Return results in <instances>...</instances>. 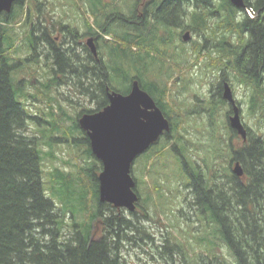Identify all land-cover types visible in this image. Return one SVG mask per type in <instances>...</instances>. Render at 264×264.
I'll return each instance as SVG.
<instances>
[{"label": "trees", "instance_id": "1", "mask_svg": "<svg viewBox=\"0 0 264 264\" xmlns=\"http://www.w3.org/2000/svg\"><path fill=\"white\" fill-rule=\"evenodd\" d=\"M38 1L40 0L36 2L17 0L10 12H3L0 15V264H125L120 252L123 249L122 242L133 238L129 236L130 232H145L138 221L150 217L145 209L144 212L142 211V217L139 216L138 209L143 199L140 191H138L140 200L137 208L135 211H130L131 216L134 217H128L121 212L124 211L123 208L100 200V170L95 176L98 187L91 189L86 179L87 173L77 161L72 163L63 159V163L67 165L74 164L76 171H66L56 165L51 170L46 169L44 151L39 146L40 139L24 132L28 113L21 104L24 98L29 96L37 98L42 95L50 105L52 92L56 90L60 81L58 74H54L57 70L65 74L64 70L71 69V73L79 70L81 93L89 97L96 96L98 105H104L107 102L104 81L110 76L108 68L121 71L123 67L116 60L112 64L110 62V67L108 63L105 67L101 62L95 71L89 68L88 60H82L80 64L74 65L69 60L70 55L47 36L46 40L57 55L56 69L49 68L54 69L55 72L50 70L46 72L48 74L43 75L44 78L40 81L42 86L40 93L32 94L25 91V79L21 80L14 75L18 66L14 67V65L19 64V61L13 58L11 52L18 51L14 48L15 39L22 35V43L25 42L35 51L34 55L37 54L43 38L42 24L46 22L45 16H47L41 8L43 3ZM246 2L260 12L248 13L245 10L239 18L237 14L239 8L230 0H224L225 17L221 25L225 28V54L229 57H224L222 66L224 73L227 69H235L242 80L253 87L251 110L256 112L259 108L264 111V0H246ZM25 4L27 7L24 11ZM137 5L136 0L134 7L136 8ZM173 6L169 1L163 4L162 8L166 9L165 15L174 10ZM130 13L132 14L133 10ZM20 14H25V17L20 18ZM207 16L208 13L204 9H195L193 25L206 28L210 24ZM48 20L54 22L53 15L49 16ZM33 21L35 25H32V29L29 28L25 33L20 30L27 24L31 26ZM18 24L23 26L19 27ZM145 25L135 28H139V33L143 34L148 24ZM12 31H16L15 36L11 34ZM227 32L236 33L242 45L235 47L232 44L231 48L227 47L230 40ZM247 32L250 36L246 34ZM145 41L155 44L152 35L149 41ZM4 43L6 47L3 46ZM201 48L202 46H194L195 52L198 53ZM82 51L86 54L89 49L83 45ZM9 54L12 56L10 57ZM108 57L112 56L108 55ZM212 62H210L213 64L211 66L218 64L217 61L212 60ZM92 72L103 79L94 90ZM224 73L223 77H225ZM140 78L142 87L153 96L157 105L170 119L171 130L164 135L167 144L170 141L166 137L170 136L173 141L176 139L187 143L189 153H192L189 155L191 159H187L185 164L187 168L189 165L188 185L194 188L195 193L191 204L198 205V212L202 214L200 220L205 231L199 236L197 244L204 249V252L192 251L190 246L187 247L181 240H178L171 249L189 253V258L187 255L189 264H264V138L261 135H252L247 127L248 137L245 141L230 124L228 128L231 134L228 137L219 133L217 136L212 123L218 106L212 99L208 100L209 106L206 107L208 124H210L207 141L203 145L204 152L201 150L199 153L195 147L197 141L189 138V126L181 125L182 119L178 116L171 119L175 100L172 103L169 101L171 89L169 80L166 81L165 86H161L157 82L145 81L142 76ZM111 90L120 91L113 86ZM83 112H94V110L85 109ZM229 113L230 111L227 115ZM50 118L52 119L53 116L50 115ZM75 122L80 127L78 119ZM180 126L182 129L179 130ZM59 128H64L59 122L52 125V134ZM73 128L66 127V130L72 131ZM235 135L241 137L239 139L243 141L239 146L235 144ZM81 141L87 143L90 139L87 136L81 138ZM223 143L224 147H222ZM86 151L87 154L93 155L89 143ZM176 152L182 157L180 151ZM49 155L53 159L58 158L53 152ZM223 155L226 156V166H220L217 161ZM236 161L243 165L245 173L242 177L233 172ZM98 163L100 167V162ZM45 173L48 185L53 184L61 192L60 205L64 207L59 208L55 199L48 196ZM75 173H80L77 178L74 177ZM212 224H215L213 228L210 227ZM217 236L223 240L227 253L222 252L220 242L216 241ZM191 252L194 253L190 255ZM227 254L232 259H228Z\"/></svg>", "mask_w": 264, "mask_h": 264}, {"label": "rangeland", "instance_id": "2", "mask_svg": "<svg viewBox=\"0 0 264 264\" xmlns=\"http://www.w3.org/2000/svg\"><path fill=\"white\" fill-rule=\"evenodd\" d=\"M34 1L36 2V0ZM196 1L194 0L195 4ZM38 2L43 3L41 8L48 17L53 15L54 21L61 20L67 26L69 25L66 31L71 38H73L75 27L84 33L85 24L89 23L94 27L100 26V17L112 11L131 14L130 12L134 11L133 8L136 4V0H40ZM26 7L25 4L24 11ZM237 14L241 18L242 14L239 12ZM24 17L25 14H20V18L23 19ZM16 18L19 21V18ZM23 24L18 25L22 27ZM29 28L30 26L27 24L20 30L25 33ZM146 29H150V27L148 26ZM15 33L16 31H12L11 34L15 36ZM105 33L107 39L104 41V46L107 48L108 55L112 56H107L108 67H110V62L112 64L114 60L119 62V65L122 64L123 67L121 71L108 68L113 87L122 92L128 91L130 88L129 79L133 74L142 76L145 81L157 82L161 86H165L166 81L169 80L168 83L171 87L169 101L172 103L175 100L171 112L175 115L174 118L178 116L182 119L181 125L189 126L190 139L197 141L198 144L203 142L202 145L197 144L195 146L199 153L205 145L204 142L207 141L209 132L210 124H208L209 118L206 113V107L209 106L208 100L213 99L218 106V111L213 117L214 123H212L216 129V135L218 136L219 133L221 136L228 137L231 134L230 128H228L229 114L227 115L230 106L224 99L222 90H219L224 76V67L222 66L224 57H198V54L192 51L193 46L180 41V38L178 41L183 45L175 42L168 44L157 42L156 45H153L145 41L150 40L151 33L145 30L143 34H140L139 28L137 29L131 24H122L121 21H113ZM226 34L235 44V47L242 45L236 33L227 32ZM21 36L15 39L14 48L18 51L11 52L13 58L19 61L22 57H37L29 45L25 42L22 43ZM3 46L6 47L5 43ZM230 46L232 44H227V47L231 48ZM182 47L185 48V53L189 54V57H183ZM72 48L71 52H73ZM38 49L43 51L42 43ZM79 49L82 54V47L80 46ZM12 55L9 54L10 57ZM212 60L217 61L218 64L211 66L213 65L210 63ZM31 65L33 70L30 69ZM14 73L21 80L25 79V91L33 94L42 88L40 81L41 78H44L43 69L42 72L38 73L35 61L24 66L18 65ZM224 74L225 82H229L241 107V116L245 125L252 135H261L264 138V111L259 110V108L256 112L251 110L253 87L247 85L235 69H227ZM52 93L50 105L42 95L37 98L29 96L23 99L30 110V117L24 132L31 137L40 139L38 141L39 146L44 151L46 169L51 170L56 165L66 171H76L77 168L74 164L67 165L63 163V159L70 160L72 163L77 161L85 169L86 179L91 185V189H96L98 182L95 176L102 167H99L95 156L87 154L88 143L81 141L83 132L75 121L83 110L96 109L97 103L80 91H73V88L67 84L62 85L60 83ZM33 114L35 116H32ZM50 115L53 116L52 119ZM171 119L173 120L172 116ZM58 122L64 128H59L52 134V125ZM66 127L74 128L72 131H68ZM180 129L182 126L179 127ZM164 137L162 135L158 142L138 155L132 165V173L137 181L136 188L143 198L138 209L139 216L142 217V211L144 212L145 209L150 217L138 221L143 226L142 229L147 232L135 231L133 232L135 234L130 232L128 234L133 238L122 242L123 249L120 252L125 264H189V253L185 254L181 250L171 249V247H175L178 240H181L187 247L190 246L192 251L204 252V249L198 247L197 244L199 236L205 231L200 220L202 214L198 212V205L192 206L194 204H191L195 193L194 188L188 185L190 183L187 174L189 165L187 168L185 164L187 159H191L189 155L192 153H189L187 143H182L176 139L173 141L168 136L166 138L170 143L167 144L168 141ZM239 138L241 137L236 135L234 137L237 146L243 143L242 139ZM224 145L223 143L222 147ZM176 151H180L183 161ZM202 151L204 152V150ZM50 152H53L58 158L53 159L49 155ZM225 160V155L217 159L220 166L227 165ZM100 166L102 165L100 164ZM79 174L75 173L74 177L77 178ZM44 180L48 196L55 199L59 208L64 207V205H60L59 194L61 192L53 184L48 185L46 173ZM123 210L121 212H124L126 216L134 217L126 208ZM214 226L215 224H212L210 227L213 228ZM216 241L220 242L222 252L227 253L220 236H217ZM193 253L191 252L190 255ZM227 258L232 259L228 254Z\"/></svg>", "mask_w": 264, "mask_h": 264}, {"label": "flooded vegetation", "instance_id": "3", "mask_svg": "<svg viewBox=\"0 0 264 264\" xmlns=\"http://www.w3.org/2000/svg\"><path fill=\"white\" fill-rule=\"evenodd\" d=\"M168 1L169 3H171V5H174L172 7V9L174 8V10L170 12V14L165 15L166 9L162 8V6L165 2H168ZM245 3H246V6L244 7L236 6L237 8H239V13H242L245 10L248 13L255 12L257 14L258 12H260L259 9H256V7H254L253 5L251 6L250 4H248L246 0H245ZM195 9H199V10L204 9L208 13L207 17H208V21H210L209 26L207 25L206 28L202 29V28H199L193 25V13ZM224 15H225L224 0H197L196 4L194 0H138V5L134 9L132 14H127L124 12H114V11H112L111 13H105L103 14V17H100V26L94 27L92 24H89V23L85 24L84 27L86 28V30L84 31V33H81L80 29L78 27H75L73 38L68 36V33L66 31L69 25L67 26L61 20L51 22L48 20L49 17L45 16L46 22L42 24L43 38H42L41 43L43 45V51L39 49L37 50L38 57L32 58V56H30V57L20 58L19 64H15L14 67H16L17 65H21V64L22 66H24L28 64L29 62L35 61L36 71H38V73L42 72V69H43L44 76L48 74L46 72L50 70L55 72L54 69H49V68L50 67L55 68V64L57 62V59H56L57 55L52 50V46H50L48 40H46L45 37L47 36L50 37L54 42H56L58 46H61L60 48L64 52H67L68 53L67 55H70L69 60L73 62L74 65H76V63L80 64L82 60H88L89 68L92 71L97 70V67L101 62L106 67L108 51H107V48L104 46V41L105 39H107L105 37V34H106L105 31L109 28V25L113 21H119V22L121 21L122 24H125V25L131 24V26H134V27L135 26L144 27L146 26L145 24L147 23L150 29H146V31L152 34V36L155 39V44L157 42L164 41L165 42L164 44L175 42V43H179L183 45L181 42L178 41V39L180 38L179 39L180 41L182 40L187 45L190 44L193 46L192 48L193 52H195L194 46L195 47L202 46L201 48L202 50L199 49L200 50L199 53L195 52L198 54V57H225V56L229 57V55L225 54V50H226L225 48L226 40L224 37L225 28L223 27L224 25H221V22L224 20V17H225ZM33 24L35 25V21L32 22L30 26L31 29H32ZM32 32L34 33V31ZM186 32H190V35H191L188 40H185L183 38V35ZM246 34L249 35L248 32ZM196 36H199V38H196ZM249 36L247 38H249ZM89 38H93L94 40V44L96 45V48H97L96 53L92 51V49L90 48L88 44ZM228 42L230 44H233L231 40H229ZM83 45L89 49V52L85 54L82 51L83 52L82 54L84 55L82 57L80 49L78 50V48L81 46L83 49ZM67 46H70V47H67ZM71 47H73L72 53L70 52ZM182 49L184 53L183 57H189V54L185 53V50H184L185 48L182 47ZM16 69L17 67L15 68V70ZM30 69L33 70L32 65L30 66ZM13 71H14V68H13ZM58 71L59 70H57V73L54 74V75L58 74L57 76L60 80L58 81L57 86L60 83H62V85L67 84V86H70L71 88H73V91L81 90L80 89L81 85H80V80H79V77H80L79 70H74V74L71 73V69L67 70L66 74H61L62 72L60 73V71L59 72ZM63 77H65V79H63ZM130 79H131L130 88L128 91H125L124 93H129L131 91L132 83L134 80L136 79H138L139 81L141 80V78L137 74H133ZM48 80L49 78L47 79V81ZM91 80H92V85H93V90H94V88L96 89L97 86H99L100 81H102L103 79L99 78L97 74L92 72ZM104 82H105L104 90L107 95L105 97L106 98L105 101L107 102L104 105L102 104L99 106L97 103V97L96 96L90 97L92 101H95L97 103V106H96V109H94V112L100 109H103L109 103L108 92L112 91L111 90L112 86H111V81H110L109 76L105 78ZM224 84H225V77L222 78V82L220 83L221 87L219 86V90H222V93L224 91ZM141 86H142V83H141ZM226 101L230 106V113L228 115L230 117V115L232 114V105L230 104L228 100ZM83 113L85 112L82 111L80 114L82 115ZM174 116L175 115L173 114L172 117ZM77 119L79 118L77 117ZM81 131L83 132L82 138H85L88 136L87 132L84 129L81 128ZM166 133L167 132H165L164 135ZM87 143L90 144V142H87ZM97 160L100 161L98 158ZM100 164L102 165L101 161H100ZM100 167L103 168V165Z\"/></svg>", "mask_w": 264, "mask_h": 264}, {"label": "water", "instance_id": "4", "mask_svg": "<svg viewBox=\"0 0 264 264\" xmlns=\"http://www.w3.org/2000/svg\"><path fill=\"white\" fill-rule=\"evenodd\" d=\"M16 1L0 0V13L10 12ZM230 1L237 7L246 6L245 0ZM190 36V32H186L183 38L188 40ZM88 44L96 53L93 38H89ZM108 97L109 103L103 109L83 113L78 123L87 132L92 152L103 165L99 173L100 200L132 212L140 200L132 165L138 155L171 130V122L138 79L133 81L129 93L112 90ZM223 97L232 105L231 128L246 141L248 129L229 82L224 84ZM233 172L244 176L239 161L235 162Z\"/></svg>", "mask_w": 264, "mask_h": 264}, {"label": "bare ground", "instance_id": "5", "mask_svg": "<svg viewBox=\"0 0 264 264\" xmlns=\"http://www.w3.org/2000/svg\"><path fill=\"white\" fill-rule=\"evenodd\" d=\"M74 30V29H73ZM63 73H67V71H64ZM72 74H74V73H72ZM21 104H22V106L24 107V109L26 110V112L28 113V117H27V122H26V124L28 123V119H29V117H30V113H29V109H28V107L26 106V103L24 102V100H21ZM32 116H35L34 114L32 115ZM27 126V125H26Z\"/></svg>", "mask_w": 264, "mask_h": 264}]
</instances>
